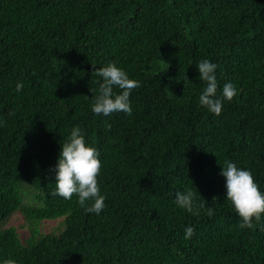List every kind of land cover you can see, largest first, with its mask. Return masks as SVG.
Segmentation results:
<instances>
[{
	"label": "trees",
	"instance_id": "obj_1",
	"mask_svg": "<svg viewBox=\"0 0 264 264\" xmlns=\"http://www.w3.org/2000/svg\"><path fill=\"white\" fill-rule=\"evenodd\" d=\"M203 60L219 98L237 90L220 115L199 102ZM110 63L140 83L130 116L91 110ZM77 126L99 153V214L50 194ZM226 160L264 193V0H0V264H264V214L240 227ZM189 189L198 214L176 203Z\"/></svg>",
	"mask_w": 264,
	"mask_h": 264
},
{
	"label": "clouds",
	"instance_id": "obj_2",
	"mask_svg": "<svg viewBox=\"0 0 264 264\" xmlns=\"http://www.w3.org/2000/svg\"><path fill=\"white\" fill-rule=\"evenodd\" d=\"M197 68L200 79L206 82L199 102L210 113L220 115L224 100L231 101L237 94V90L233 83L228 82L223 86V99L219 98L215 76L217 65L209 60H203L197 64ZM95 72L97 76L103 78V82L99 83V95L94 98L92 112L104 116L123 112L130 116L132 114L130 94L133 89L140 87V83L130 79L121 68L113 63L99 68ZM114 87L122 91L115 94ZM22 88V83L16 85L17 92H20ZM98 157L97 149L86 145L81 128L74 127L68 142L62 145L60 158L56 165L55 190L50 194L65 200H71L75 194L78 196L79 205L86 212L99 214L105 207V197L100 194L97 181L101 171V161ZM221 175L226 180V199L231 201L236 213L242 219L240 227L242 229L253 228V219L259 222L261 215L264 214V193L260 191L250 171L238 168L231 161H225ZM195 195L196 193L191 189L186 192H178L176 193V203L186 211L198 214L197 209L204 208L206 202L203 200L204 203L194 206ZM88 201L91 203L86 205ZM207 214L212 216L213 208L209 207ZM193 235V227H186L184 238L189 239ZM4 264H16V262L9 259L4 261Z\"/></svg>",
	"mask_w": 264,
	"mask_h": 264
},
{
	"label": "rangeland",
	"instance_id": "obj_3",
	"mask_svg": "<svg viewBox=\"0 0 264 264\" xmlns=\"http://www.w3.org/2000/svg\"><path fill=\"white\" fill-rule=\"evenodd\" d=\"M58 220H45L41 224L42 232H50L54 227H56ZM23 223L22 217L18 212H14L6 222V226H11L16 229L20 240L26 236V230L21 227Z\"/></svg>",
	"mask_w": 264,
	"mask_h": 264
}]
</instances>
